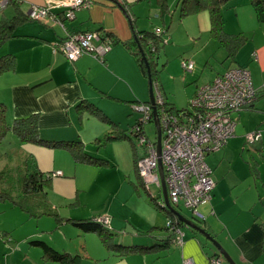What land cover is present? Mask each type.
Segmentation results:
<instances>
[{
	"label": "crops",
	"instance_id": "1",
	"mask_svg": "<svg viewBox=\"0 0 264 264\" xmlns=\"http://www.w3.org/2000/svg\"><path fill=\"white\" fill-rule=\"evenodd\" d=\"M2 1L0 20L17 13L22 19L17 23L13 36L0 46V56L12 53L16 57L15 69L0 77V101L6 106L7 120L13 123L18 117L37 113L42 138L82 141L88 153L107 160V165L76 162L65 148L22 142L11 134V142L16 144L15 151H0V156L6 159L9 156L8 160L15 159L17 164L22 158H28L41 171L51 174L46 187L47 199L51 209L58 212L62 220L56 222V229L64 223L68 224L71 221L69 218L103 216L109 219L116 243L157 246L149 252L124 255L95 246L98 254L94 255L86 243V258L102 264H183L189 258L195 264H208L217 249L203 234L187 224L182 225L189 229L184 232V245L174 244L173 233L165 223L167 213L158 208L151 196V191H154L142 181L146 192L143 190L140 176L137 178L135 174V158L141 157L145 149L144 146L138 148L137 136L130 133V128L136 122L137 106L150 100L149 78L144 74L132 44L135 30H145L137 25V7L145 0H98L90 8L78 10L73 18L62 17V24L25 19L33 5H43L46 0H18L19 4L7 2L4 7ZM234 3V10L230 13L237 21H242L239 16L244 6V11L250 14L247 27H263L264 23L258 21L250 0ZM156 12L165 24V11L159 7ZM223 17L227 30L230 14L226 12L225 15L223 11ZM185 20L189 22V32L199 39L197 51L201 55L185 59L197 63V60L205 58L206 66L210 65V69H201L199 78L193 73L189 82L195 85L192 83L185 89L187 100L200 86L232 66L247 67L255 87L264 88V41L256 42V36L251 42L248 39L246 44L251 58L245 62L237 58L240 49L233 59H227L228 52L223 48L226 56L222 66L217 67L214 41L218 48L221 46L210 35L209 11H199ZM239 25L237 33L247 32L245 24L239 22ZM94 30L108 32L115 39L104 60L85 54L72 62L63 53L56 52L57 44L67 33ZM162 87L165 101L173 107L182 108L178 107L175 97L166 94L163 84ZM83 100L100 107L116 123L115 128L86 109L80 110L78 104ZM234 116L235 135L222 150L206 156L212 174L216 175L214 189L217 190H213L211 201L199 208L204 215L200 225L222 244L236 264H264V91L258 94L252 107L235 112ZM239 122L241 127L238 129ZM116 128L125 130L129 138L97 143ZM255 130L261 131V139L253 146L246 145L245 134ZM125 140L130 145L124 142L121 144L122 152L116 153L114 143ZM105 148L107 151L104 152ZM6 161L3 167L7 165ZM57 171L62 174H55ZM13 215L19 221L26 217L24 214ZM28 215L37 223L24 238L41 237L48 242L44 234L55 226L47 227L46 220L40 219L51 216L57 220V217L53 214ZM47 222L51 223L49 219ZM8 228V224L0 218V229L4 231ZM64 230L65 236L67 233ZM168 237L171 239L167 247H161ZM71 238L67 235L66 241L70 242ZM63 239L59 237L58 241L50 244L57 249L69 250L66 245L59 246ZM167 248H170L168 253L158 251ZM40 257L46 262L43 252ZM223 259L221 264H229Z\"/></svg>",
	"mask_w": 264,
	"mask_h": 264
},
{
	"label": "built area",
	"instance_id": "2",
	"mask_svg": "<svg viewBox=\"0 0 264 264\" xmlns=\"http://www.w3.org/2000/svg\"><path fill=\"white\" fill-rule=\"evenodd\" d=\"M8 0H3L4 7ZM93 0H46L43 5H33L28 12L32 20L52 21L62 24V17L73 18L83 8H90ZM162 30H156L160 33ZM113 42L102 36L100 31L67 33L60 43V50L70 59L76 60L88 54L104 60L112 50ZM155 49V48H153ZM182 66L192 71L195 64L184 59ZM158 119L162 128L161 150L157 140L148 138L144 124L153 119L151 103H143L136 110L141 114L138 123L132 128L145 152L137 161V170L146 187L155 184L166 205L160 174V162L163 166V179L167 188L169 202L183 205L193 215L204 219L199 208L212 199L216 185L212 169L206 161L207 154L222 150L229 139L235 135L236 119L234 113L252 104L258 95L251 71L244 66H232L199 87L190 99V109L173 112L164 107V98L157 83L153 82ZM260 130L248 132L246 141L255 143L261 139ZM55 174H62L61 171ZM152 193V191H151ZM153 195V194H152ZM109 224V219L102 216ZM173 231L174 243L184 245V231L179 222L169 219L167 222ZM222 258L211 257L208 264H221ZM183 264H195L189 258Z\"/></svg>",
	"mask_w": 264,
	"mask_h": 264
},
{
	"label": "trees",
	"instance_id": "3",
	"mask_svg": "<svg viewBox=\"0 0 264 264\" xmlns=\"http://www.w3.org/2000/svg\"><path fill=\"white\" fill-rule=\"evenodd\" d=\"M93 1L95 3L98 0H93ZM230 1L231 0H179V4L181 6L180 16L182 19L192 14H196L202 10L209 11L210 20H211L210 35L213 38H215L219 42L220 46L228 52L227 59H233L236 53L239 51V49L249 39V37L242 32L228 33L225 30L223 10L228 6ZM8 2L19 4L18 0H8ZM158 3L162 11L168 9L167 0H158ZM250 3L255 10L258 21L264 23V0H250ZM20 19H21L20 13H17L12 17L1 18L0 46H2L9 38L13 36L14 29ZM25 19L29 20L31 18L26 17ZM166 31H168V28L165 31L162 30L160 33L151 30H143V31L135 30L138 39L132 43L134 44L135 47L134 53L136 54L139 60L140 66L144 74L148 77L149 75L148 67L142 57L140 47L143 49L151 68L152 82L158 84V87L163 95L164 101H165V97L163 93V87L161 84V78H160V74H158V71H156L155 69V63L163 42L162 40H160V36L162 35L163 32ZM100 32L102 33V36L110 38L113 44L115 43V39L112 36V34L108 32H102V31ZM62 41L63 39L59 42V44H57L56 52L63 53L59 48L60 43ZM70 61L73 62L75 60H70ZM15 66H16V57L14 54L6 53L4 55H1L0 77L8 71L14 70ZM198 89L196 90V92L198 91ZM263 91L264 88L261 90L259 89L258 94ZM196 92L194 93V95L196 94ZM254 102L250 104L248 107H245L244 109L252 107ZM170 104L171 103L165 101L164 107L167 110L173 112H180L185 110H189L191 112L190 108L187 107L177 108L175 106L174 107L171 106ZM78 107L80 110L86 109L92 115L100 118L101 120L112 125L113 127L116 125V123L108 115H106L101 110L100 107H98L93 103L83 100L78 104ZM38 118L39 115L37 113H34L24 117H18L13 121V123H9V121L7 120L6 106L3 102L0 101V145L3 143L7 135L13 134L16 137H18V139L22 142H35L46 146L65 148L72 153L76 162L107 165V160L99 156H95L88 153L84 149V144L82 141L79 140L53 141L42 138L39 134ZM137 123L138 122H136V124ZM130 133L135 134V132H132V129H130ZM124 138H129V134L125 130H120V129L117 130L116 128V130L107 133L103 141L100 140L97 143L102 142L104 144L109 141H114ZM138 159H139L138 157L137 159L135 158L137 173H138L137 170ZM7 166L8 165H5L4 167L0 168V201H4V202L8 201L11 203L12 207L13 206L19 207L20 209L28 212L31 216L38 217L43 214H53L55 217H57V221H61L58 212L51 209L47 199L48 192L46 187L50 181L51 174L49 172L41 171L37 167V165L35 166L32 160L28 158L25 159L22 158L19 164H17L14 167L7 168ZM152 194H153L151 195L152 199L155 201L159 209L165 211L167 215L170 217V219H174L177 222H179L181 227L182 225H186L185 223L180 221L176 217V215L161 200L158 199L159 197L157 195H155L153 192ZM69 219L73 222L74 225L80 227L85 232H92V231L96 232L110 251L119 252L121 255L139 253V252L144 253L155 250V248H157L156 245H151V246L137 245V244L124 245V244L116 243L114 240L115 232L110 229L108 223L102 220V216L85 218V219L82 218H69ZM192 219L198 222L199 224L200 222H202L199 218L195 216H193ZM167 229H169L173 233L172 229L169 226H167ZM170 239L171 237H168V239L165 240V242H163V244L160 246L167 247ZM172 240L174 242V238H172ZM30 244L42 248L43 258L45 260L57 261L60 262L61 264H81L82 256L79 253L73 254L65 249H57L54 246H52L50 243H48L44 238L38 237L31 239ZM213 248L215 247L213 246ZM215 256H219L222 258L219 252H216V254L212 255L211 257H215Z\"/></svg>",
	"mask_w": 264,
	"mask_h": 264
},
{
	"label": "rangeland",
	"instance_id": "4",
	"mask_svg": "<svg viewBox=\"0 0 264 264\" xmlns=\"http://www.w3.org/2000/svg\"><path fill=\"white\" fill-rule=\"evenodd\" d=\"M237 1H242V3L244 2V0H231L228 6L223 10L225 15L226 12L230 14L229 23L226 31L237 33L239 31L237 29H239L240 27L239 22H242L243 24H245V27L247 28V32H245L244 34H246L249 37L250 42L253 41L252 39H254L255 36H256L255 37L256 42L264 41V24L262 25L263 27H261V25L254 27L253 26L247 27V25H249L248 21L250 14H248L247 11L246 12L244 11L245 9L244 6H242L241 8V15L239 16V18L242 21H237L235 17H233V15L230 13L234 10L232 8L235 5L234 2ZM140 4L141 5L137 7L139 11L137 14L138 17L137 25L139 29H145L151 31H156L160 29L165 31L168 28V31L163 32L162 35L160 36V40H162L163 42L155 63V69L156 71H158V74H160L161 83L164 85L165 92L168 96H172L177 99L175 101L178 103V107L183 106L190 108L191 107L189 104L190 99L187 100L185 89H188V86H191L192 83L195 85L194 82H189L190 79L192 78L193 73H196L197 74L196 78H199L202 72L201 71L202 68L207 67L208 69H210V65L206 66L205 58L204 59L201 58V60H197V63H194L195 64L194 71L193 70L188 71L182 66V61L185 58L194 56L195 54L198 55L199 51H197V49H198L199 39L196 36H194L192 32H189L187 28V23L189 22L185 20L187 17L182 20L180 16L181 6L179 4V0H167L168 9L165 10V21H166L165 24L163 22L162 16L160 17L157 16L158 12L156 11L157 8L160 7L158 0H145ZM214 42H215V46L213 50L217 48V50L214 52L215 53L214 55H215V59L218 61L219 64L217 65V67H221L222 61L226 56V52L223 48L221 47L218 48L217 47L218 44L216 43V41ZM245 44L240 48V51L238 53L237 58L239 59V61L245 62L247 59L251 58L249 53L248 43L246 45ZM198 56L201 55L199 54ZM196 78L194 77L193 79ZM136 115L137 118L135 121L138 122L141 117V114L136 112ZM238 126L239 129L241 127L240 122ZM144 131L149 139L151 140L156 139L157 127L154 121L145 123ZM11 137H12L11 134L6 136L3 143L0 145V151L8 152V153L15 151L16 144L11 142L12 141ZM124 142L130 145L129 141L127 140L118 141L114 143L115 144L114 149L116 153L122 152L123 149L121 144H125ZM137 144H138V148L142 149L141 147L142 145L140 143L139 138H137ZM247 144H249V146H253L256 143L253 144V143H248L246 141V145ZM105 151H107L106 148L104 149V152ZM110 153H112V151ZM8 158L9 156L7 157V159L3 155L0 156V168L3 167L2 164L4 163V161L8 160ZM110 161L113 160L111 159ZM6 164L8 165L7 168H11L17 165L15 159L11 161L10 160L6 161ZM135 174L138 178L139 175L137 171ZM213 178L216 181L215 174H213ZM141 186L145 191L146 189L144 188V186L142 184ZM149 187L154 191L155 195H159L157 186L155 184H150ZM213 190L216 191L217 189H213ZM158 199L162 200V197H159ZM172 207L175 210L179 211L184 216L190 218L194 216L192 211L184 207L183 205H179V206L172 205ZM13 214H24V216L26 217L24 220L19 221L17 220L16 216ZM0 218L3 219L8 224L9 227L8 230L5 229L4 231L0 229V264H61L60 262L52 261V260H46V262L42 261L40 257V254L42 253L40 247L31 245L30 238L29 239L24 238L28 233L31 232V227L35 226L37 223L36 219L30 217L27 212H23L18 207H12L11 203L8 201L5 202L0 201ZM166 218L167 221H165V223L167 224L170 217L167 216ZM47 219L50 220L51 222L50 224L49 222H47ZM40 220H46V225H49L47 227H51L52 225L55 226L53 229L50 228V230L44 234L45 238L48 240V243H54L55 241H58L59 237H62L64 239L62 243L59 244V246L63 247V245H66V247H68L69 249L67 251L73 254L79 253L82 256L81 264H102L101 262H97L94 259L92 260L90 258H86L85 256L86 248L84 246H86V243H87V247L89 248V251L94 253V255L98 254L95 246L97 247L102 246L103 248L108 250L107 247L102 243L100 236L96 232L92 231L85 234L84 233L85 231L80 227H76L72 221H68V224L62 222L64 224L59 226L60 227L59 229H56V222L58 223L60 221L55 220V218L51 216L50 217L45 216ZM182 228L184 232L189 231V229H187L185 226H183ZM64 229L66 230L67 233L65 236L63 234ZM67 235H70L72 237L70 242L66 241ZM158 251L168 253L170 251V248L159 249ZM223 261L227 262L225 259H223Z\"/></svg>",
	"mask_w": 264,
	"mask_h": 264
},
{
	"label": "water",
	"instance_id": "5",
	"mask_svg": "<svg viewBox=\"0 0 264 264\" xmlns=\"http://www.w3.org/2000/svg\"><path fill=\"white\" fill-rule=\"evenodd\" d=\"M123 10H125L123 8ZM137 36L135 33V40H137ZM140 51L142 53V57L148 67V78H149V84H150V100L148 103L152 104V109H153V117H154V122L156 124L157 127V148L158 151L161 150V140H162V128L158 119V109H157V105L155 102V94H154V89H153V82L151 79V68L148 62V59L143 51V49L140 47ZM160 174H161V179H162V185H163V194H164V198H165V202H166V206L176 215V217L182 221L183 223L187 224V226L193 228L194 230H197L198 232H200L201 234H203L210 242L211 244L217 249V251L220 253V255L229 262V264H236V262L233 260V258L231 257V255L227 252V250L222 246V244L211 234L209 233L204 227H202L198 222H196L193 219L187 218L186 216L182 215L179 211L175 210L170 202H169V198H168V194H167V188L163 179L164 173H163V166L162 163L160 162Z\"/></svg>",
	"mask_w": 264,
	"mask_h": 264
},
{
	"label": "clouds",
	"instance_id": "6",
	"mask_svg": "<svg viewBox=\"0 0 264 264\" xmlns=\"http://www.w3.org/2000/svg\"><path fill=\"white\" fill-rule=\"evenodd\" d=\"M153 121H154V117H153V119H152ZM157 138V137H156Z\"/></svg>",
	"mask_w": 264,
	"mask_h": 264
}]
</instances>
